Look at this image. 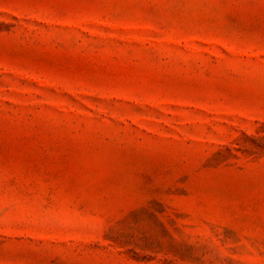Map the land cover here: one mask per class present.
<instances>
[{
    "label": "rangeland",
    "instance_id": "obj_1",
    "mask_svg": "<svg viewBox=\"0 0 264 264\" xmlns=\"http://www.w3.org/2000/svg\"><path fill=\"white\" fill-rule=\"evenodd\" d=\"M0 264H264V0H0Z\"/></svg>",
    "mask_w": 264,
    "mask_h": 264
}]
</instances>
